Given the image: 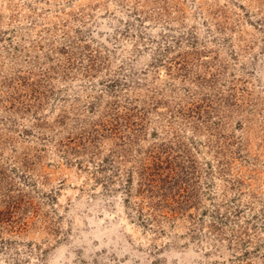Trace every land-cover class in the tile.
<instances>
[{
    "label": "rangeland",
    "instance_id": "1",
    "mask_svg": "<svg viewBox=\"0 0 264 264\" xmlns=\"http://www.w3.org/2000/svg\"><path fill=\"white\" fill-rule=\"evenodd\" d=\"M0 264H264V0H0Z\"/></svg>",
    "mask_w": 264,
    "mask_h": 264
}]
</instances>
